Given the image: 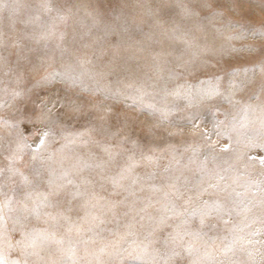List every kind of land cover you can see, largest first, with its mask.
Here are the masks:
<instances>
[{
  "label": "snow or ice",
  "instance_id": "1",
  "mask_svg": "<svg viewBox=\"0 0 264 264\" xmlns=\"http://www.w3.org/2000/svg\"><path fill=\"white\" fill-rule=\"evenodd\" d=\"M116 6L0 0V264H264V0Z\"/></svg>",
  "mask_w": 264,
  "mask_h": 264
},
{
  "label": "rangeland",
  "instance_id": "2",
  "mask_svg": "<svg viewBox=\"0 0 264 264\" xmlns=\"http://www.w3.org/2000/svg\"><path fill=\"white\" fill-rule=\"evenodd\" d=\"M101 3H102V5H104V10L105 11H107V9L113 10L111 8V4H108V1L107 0H101ZM193 83L196 84L197 86H199V84H198L197 81H193ZM148 103H151V101L148 100L147 103H144V104H148ZM233 137H235V134H233ZM212 139L215 141L216 140V137L213 136ZM233 143H234V140L233 141H229L228 138H227V136L223 137L222 140H221V146H223L224 144H228L229 146H232ZM217 151H219V148L217 149ZM225 155H228V154H225Z\"/></svg>",
  "mask_w": 264,
  "mask_h": 264
},
{
  "label": "bare ground",
  "instance_id": "3",
  "mask_svg": "<svg viewBox=\"0 0 264 264\" xmlns=\"http://www.w3.org/2000/svg\"><path fill=\"white\" fill-rule=\"evenodd\" d=\"M116 5H117V0H111V8L113 10L107 9V11H106L111 17H115L119 14V9L117 8ZM147 101H148V99H146L143 103H147Z\"/></svg>",
  "mask_w": 264,
  "mask_h": 264
}]
</instances>
